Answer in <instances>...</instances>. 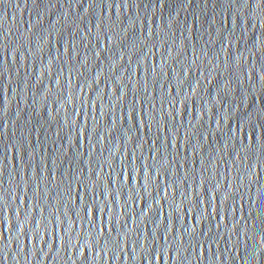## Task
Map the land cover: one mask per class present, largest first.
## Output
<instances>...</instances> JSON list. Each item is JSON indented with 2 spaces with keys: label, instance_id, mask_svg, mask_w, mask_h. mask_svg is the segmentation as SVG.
I'll list each match as a JSON object with an SVG mask.
<instances>
[{
  "label": "water",
  "instance_id": "obj_1",
  "mask_svg": "<svg viewBox=\"0 0 264 264\" xmlns=\"http://www.w3.org/2000/svg\"><path fill=\"white\" fill-rule=\"evenodd\" d=\"M0 264H264V4L0 0Z\"/></svg>",
  "mask_w": 264,
  "mask_h": 264
},
{
  "label": "snow or ice",
  "instance_id": "obj_2",
  "mask_svg": "<svg viewBox=\"0 0 264 264\" xmlns=\"http://www.w3.org/2000/svg\"><path fill=\"white\" fill-rule=\"evenodd\" d=\"M260 3H261V4H264V0H260Z\"/></svg>",
  "mask_w": 264,
  "mask_h": 264
}]
</instances>
